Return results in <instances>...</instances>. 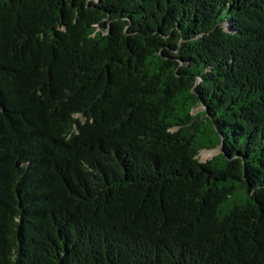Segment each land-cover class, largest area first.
Here are the masks:
<instances>
[{"label":"trees","instance_id":"trees-1","mask_svg":"<svg viewBox=\"0 0 264 264\" xmlns=\"http://www.w3.org/2000/svg\"><path fill=\"white\" fill-rule=\"evenodd\" d=\"M0 264H264V0H0Z\"/></svg>","mask_w":264,"mask_h":264},{"label":"rangeland","instance_id":"rangeland-1","mask_svg":"<svg viewBox=\"0 0 264 264\" xmlns=\"http://www.w3.org/2000/svg\"><path fill=\"white\" fill-rule=\"evenodd\" d=\"M203 108H198L196 110L195 113H198L200 111H202ZM221 152L220 148L217 149H211V150H203L200 155H199V159L201 162H207L209 160H211L212 158H214L216 155H218Z\"/></svg>","mask_w":264,"mask_h":264}]
</instances>
